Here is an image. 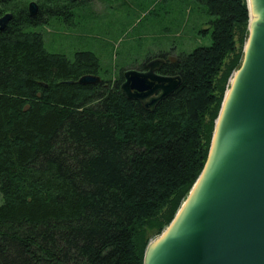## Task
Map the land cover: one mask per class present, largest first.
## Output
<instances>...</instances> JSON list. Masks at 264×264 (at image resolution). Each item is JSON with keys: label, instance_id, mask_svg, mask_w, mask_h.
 I'll use <instances>...</instances> for the list:
<instances>
[{"label": "trees", "instance_id": "trees-1", "mask_svg": "<svg viewBox=\"0 0 264 264\" xmlns=\"http://www.w3.org/2000/svg\"><path fill=\"white\" fill-rule=\"evenodd\" d=\"M36 2L38 14L28 15ZM96 0H0V264H143L206 163L229 81L248 35L246 0H194L211 43L159 52L180 86L153 111L94 85L98 57L49 53L32 29ZM127 69V70H128Z\"/></svg>", "mask_w": 264, "mask_h": 264}, {"label": "water", "instance_id": "water-1", "mask_svg": "<svg viewBox=\"0 0 264 264\" xmlns=\"http://www.w3.org/2000/svg\"><path fill=\"white\" fill-rule=\"evenodd\" d=\"M38 10L36 2L28 4L30 18L36 17ZM11 19L10 13L1 16L0 30ZM249 24L250 15L248 30ZM256 31L257 36L253 39L256 50L253 51L245 82L238 89L236 105L220 143L214 177L190 214L186 234L159 239L155 251L152 250L155 254L151 264H264V16ZM244 49L238 70H242L245 62ZM162 64L161 58H154L143 71L125 70L120 91L128 100L153 111L181 84L179 76L159 74ZM100 81L99 76L86 75L77 84L94 85ZM225 95L226 92L221 107ZM212 141L213 135L201 174L208 163ZM149 245L143 264L150 254Z\"/></svg>", "mask_w": 264, "mask_h": 264}, {"label": "rangeland", "instance_id": "rangeland-1", "mask_svg": "<svg viewBox=\"0 0 264 264\" xmlns=\"http://www.w3.org/2000/svg\"><path fill=\"white\" fill-rule=\"evenodd\" d=\"M211 19L194 0H96L76 8L67 22L63 16L52 17L32 30L42 34L49 53L69 59L77 51L94 53L99 77L113 80L159 52L177 55L209 46Z\"/></svg>", "mask_w": 264, "mask_h": 264}, {"label": "bare ground", "instance_id": "bare-ground-1", "mask_svg": "<svg viewBox=\"0 0 264 264\" xmlns=\"http://www.w3.org/2000/svg\"><path fill=\"white\" fill-rule=\"evenodd\" d=\"M248 1V9L250 15V24H249V31L250 36L246 41L245 45V62L243 64L242 70L236 71L230 81L229 86L226 91V95L223 101V106L221 107L220 115L216 121L215 132L213 133V141H212V148L209 154L208 163L206 167L199 177V179L193 185V189L189 196H187L186 200L182 203L181 207L179 208L175 219L168 226L163 233L162 237H159L156 241L150 242L148 252L150 253L146 260L145 264H151L154 259V254L152 250L156 248L157 241L164 237L169 236H176L181 235L184 236L186 234L188 225L190 224L192 210L196 207V205L200 202L204 193L207 189L208 184L210 183L211 179L214 177V173L216 171V159L218 156L220 143L224 135H226L230 116L232 113L233 108H235V102L238 98L237 94L239 93V87L243 85L246 79V72L251 64L252 54L253 51L256 50V47L253 44V39L257 36L256 29L257 24L263 20L264 16V0H247ZM263 11V12H262ZM207 161V160H206ZM205 166V165H204ZM155 251V249H154ZM152 252V253H151Z\"/></svg>", "mask_w": 264, "mask_h": 264}]
</instances>
